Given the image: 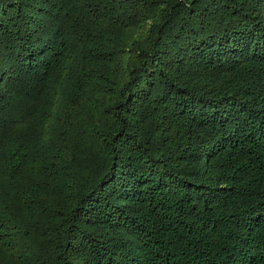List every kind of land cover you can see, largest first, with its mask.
Instances as JSON below:
<instances>
[{"label": "trees", "instance_id": "1", "mask_svg": "<svg viewBox=\"0 0 264 264\" xmlns=\"http://www.w3.org/2000/svg\"><path fill=\"white\" fill-rule=\"evenodd\" d=\"M0 264H264V0H0Z\"/></svg>", "mask_w": 264, "mask_h": 264}]
</instances>
